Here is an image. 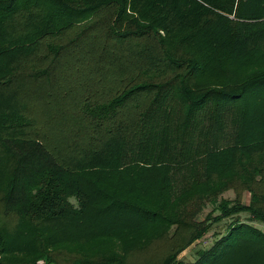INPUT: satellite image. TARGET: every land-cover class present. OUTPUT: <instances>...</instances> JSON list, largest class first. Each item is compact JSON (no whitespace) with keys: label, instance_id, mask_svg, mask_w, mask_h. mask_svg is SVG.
Instances as JSON below:
<instances>
[{"label":"trees","instance_id":"1","mask_svg":"<svg viewBox=\"0 0 264 264\" xmlns=\"http://www.w3.org/2000/svg\"><path fill=\"white\" fill-rule=\"evenodd\" d=\"M242 212L264 222V0H0V264H264L238 217L178 258Z\"/></svg>","mask_w":264,"mask_h":264},{"label":"rangeland","instance_id":"2","mask_svg":"<svg viewBox=\"0 0 264 264\" xmlns=\"http://www.w3.org/2000/svg\"><path fill=\"white\" fill-rule=\"evenodd\" d=\"M234 196H235V193L232 190H228L222 194V197L228 198V199H233ZM242 198H243V202L247 203L249 194L244 192ZM72 201L74 202V199H72ZM210 209H211V205H207L203 209L201 215L199 216L200 217L199 219H202ZM236 217H238L241 221L245 223L254 225L255 227H257L259 230H261L264 233V222L257 221V220H253V221L248 220L249 219L248 214L245 212H242L238 216L236 215L233 217L225 218L221 220L220 222L213 223L211 227L209 228L208 232L202 238L195 240L190 246H188L185 250H183L179 254L178 258L180 259V261L184 263L193 262L194 259L197 257V251L200 249L209 248L217 238H219L221 235L225 233L229 224ZM150 255H152V253L149 254L148 256ZM134 259H135V256L132 257L131 261ZM133 262L135 261L130 262V264H134Z\"/></svg>","mask_w":264,"mask_h":264}]
</instances>
